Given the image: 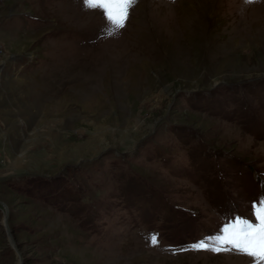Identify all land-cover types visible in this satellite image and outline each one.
<instances>
[{"label":"rangeland","instance_id":"374dc122","mask_svg":"<svg viewBox=\"0 0 264 264\" xmlns=\"http://www.w3.org/2000/svg\"><path fill=\"white\" fill-rule=\"evenodd\" d=\"M107 26L0 0V264H252L179 249L264 197V0H138Z\"/></svg>","mask_w":264,"mask_h":264},{"label":"snow or ice","instance_id":"6c2138e0","mask_svg":"<svg viewBox=\"0 0 264 264\" xmlns=\"http://www.w3.org/2000/svg\"><path fill=\"white\" fill-rule=\"evenodd\" d=\"M137 2L138 0H83L87 10L102 13L108 22L104 29L108 36L116 35L126 27L131 9ZM254 2L256 0H246L249 4ZM146 239L151 246H159L158 234H150ZM188 250L242 255L250 259L252 264H264V197L252 202L251 217L234 216L217 233L179 249L181 252Z\"/></svg>","mask_w":264,"mask_h":264},{"label":"water","instance_id":"95a60500","mask_svg":"<svg viewBox=\"0 0 264 264\" xmlns=\"http://www.w3.org/2000/svg\"><path fill=\"white\" fill-rule=\"evenodd\" d=\"M0 204L3 206V208L5 210L3 223H4V226H5L6 233H7L8 237H9V241L11 242L12 246L15 247V244H14V241H13V238H12V233H11L12 231L7 225V216H8V213H9L8 206L2 201H0Z\"/></svg>","mask_w":264,"mask_h":264}]
</instances>
